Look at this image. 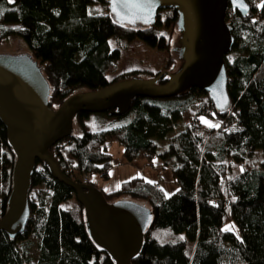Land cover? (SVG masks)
I'll return each mask as SVG.
<instances>
[{
  "label": "trees",
  "instance_id": "1",
  "mask_svg": "<svg viewBox=\"0 0 264 264\" xmlns=\"http://www.w3.org/2000/svg\"><path fill=\"white\" fill-rule=\"evenodd\" d=\"M102 4L103 13L90 5ZM243 16L231 10L225 19L233 43L224 56L229 103L217 109L206 92L192 87L169 98L135 97L123 115H108L120 125L89 127L74 115L79 132L55 142L49 151L61 172L93 173L106 178L117 142L128 162L154 160L169 169L175 189L166 193L141 176L103 192L107 201L129 197L148 206L152 218L140 252L131 264H264V0H246ZM106 0H0V42L19 38L46 78L49 105L56 107L73 92L141 77L140 69L112 74L119 48L108 39L139 38L171 50L170 30L176 11L159 9L151 25L118 22ZM176 29V28H175ZM170 56L152 73L165 82ZM98 113V112H96ZM219 120V124L202 121ZM110 119V120H111ZM15 155L0 122V216L11 187ZM95 186V185H94ZM25 228L14 237L0 231V264H114L89 237L84 211L74 190L35 160L28 193ZM30 237L37 254L29 256Z\"/></svg>",
  "mask_w": 264,
  "mask_h": 264
},
{
  "label": "water",
  "instance_id": "2",
  "mask_svg": "<svg viewBox=\"0 0 264 264\" xmlns=\"http://www.w3.org/2000/svg\"><path fill=\"white\" fill-rule=\"evenodd\" d=\"M108 12L118 22L151 25L159 9L176 11L180 33L177 56L180 64L165 82L156 76L130 77L94 90L71 93L56 107L49 105V84L38 62L28 52L0 53V122L15 159L11 187L0 231L14 237L25 228L29 215L28 193L35 160L45 162L57 180L69 185L84 211L87 233L114 264H131L143 244L152 213L144 203L121 197L107 201L90 183L65 176L49 148L73 131L79 111H108L123 115L135 97L169 98L195 87L207 93L217 109L229 103L224 56L233 36L225 16L228 7L245 15L246 0H106Z\"/></svg>",
  "mask_w": 264,
  "mask_h": 264
},
{
  "label": "rangeland",
  "instance_id": "3",
  "mask_svg": "<svg viewBox=\"0 0 264 264\" xmlns=\"http://www.w3.org/2000/svg\"><path fill=\"white\" fill-rule=\"evenodd\" d=\"M105 10L106 8L99 3H94L89 7V11L91 13H103ZM165 30H170V48L174 47L172 49L174 50L176 46H179L180 33L174 27L165 28ZM108 42L110 47L119 48V58L116 63V69L112 74H109L108 77H111L113 74L134 69H140L143 71L141 73L142 78L151 77L153 72L161 70L164 67L163 64L169 56L170 65L165 68L168 73L176 70L180 64V60L176 59V54L174 51L158 49L146 44L139 38H133L131 40L123 39L119 44H117L115 39L109 38ZM26 52L27 48L24 43L15 36H9L0 42V53L13 54ZM110 119L105 113L98 112L90 113L85 118V122L89 125V127L94 129H105L111 126L120 125L122 123L118 120L112 121V119ZM202 121L211 123L213 125L219 124L218 119H202ZM73 128L76 133L79 132V128L76 123H73ZM106 146L111 154L107 177H102L98 172L89 176V180L100 190L104 192L114 190L119 186L121 181L131 177L141 176L146 179H152L154 177V173L159 174L163 178L161 186L166 193H169L175 189V184L171 179L169 169H161L160 163L157 160L153 161L152 170L150 167H143L145 166V161L134 160L128 162L123 159L120 154L121 146L117 142H108L106 143ZM72 175L76 177L75 179H78L84 174L82 175L78 172H74ZM29 239L31 242L28 248L29 256L34 258L37 254V249L35 247L33 237H30Z\"/></svg>",
  "mask_w": 264,
  "mask_h": 264
},
{
  "label": "built area",
  "instance_id": "4",
  "mask_svg": "<svg viewBox=\"0 0 264 264\" xmlns=\"http://www.w3.org/2000/svg\"><path fill=\"white\" fill-rule=\"evenodd\" d=\"M231 10H233L232 8L228 7L226 14H228ZM82 177V178H81ZM79 177L78 179L82 182V183H87L88 180V176L86 174H84L83 176ZM71 178L75 179L76 177L73 175ZM81 178V179H80ZM163 181V178L159 175L156 174L155 179H154V184L156 187L161 185V182Z\"/></svg>",
  "mask_w": 264,
  "mask_h": 264
},
{
  "label": "crops",
  "instance_id": "5",
  "mask_svg": "<svg viewBox=\"0 0 264 264\" xmlns=\"http://www.w3.org/2000/svg\"><path fill=\"white\" fill-rule=\"evenodd\" d=\"M152 165H153V164H152ZM152 165H150V164H148V163L145 162V166H143V167H150V169L153 170ZM155 175H156V174L154 173V177H153L152 179H148V180H154V179H155Z\"/></svg>",
  "mask_w": 264,
  "mask_h": 264
},
{
  "label": "snow or ice",
  "instance_id": "6",
  "mask_svg": "<svg viewBox=\"0 0 264 264\" xmlns=\"http://www.w3.org/2000/svg\"><path fill=\"white\" fill-rule=\"evenodd\" d=\"M203 119V118H202Z\"/></svg>",
  "mask_w": 264,
  "mask_h": 264
}]
</instances>
